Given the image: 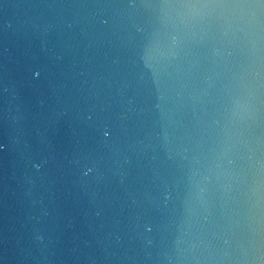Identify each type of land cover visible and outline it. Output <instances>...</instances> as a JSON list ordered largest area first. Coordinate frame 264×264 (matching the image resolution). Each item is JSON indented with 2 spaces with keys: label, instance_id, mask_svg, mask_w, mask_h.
Wrapping results in <instances>:
<instances>
[{
  "label": "water",
  "instance_id": "obj_1",
  "mask_svg": "<svg viewBox=\"0 0 264 264\" xmlns=\"http://www.w3.org/2000/svg\"><path fill=\"white\" fill-rule=\"evenodd\" d=\"M0 264H264V0H0Z\"/></svg>",
  "mask_w": 264,
  "mask_h": 264
}]
</instances>
